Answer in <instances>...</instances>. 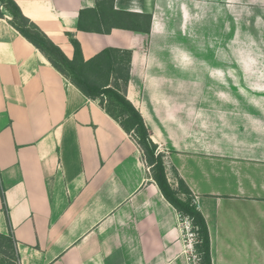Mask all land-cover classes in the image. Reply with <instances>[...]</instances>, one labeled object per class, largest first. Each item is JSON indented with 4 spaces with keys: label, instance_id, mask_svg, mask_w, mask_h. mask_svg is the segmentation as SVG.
<instances>
[{
    "label": "crops",
    "instance_id": "1",
    "mask_svg": "<svg viewBox=\"0 0 264 264\" xmlns=\"http://www.w3.org/2000/svg\"><path fill=\"white\" fill-rule=\"evenodd\" d=\"M13 1L68 59L71 37L84 61L105 48L131 52L125 97L165 155L168 183L178 190L183 181L205 219L211 263L264 264V107L236 105L234 84L196 89L192 63L180 64L181 81L159 70L162 35L173 30L163 20L194 19L199 5L206 16L220 0ZM120 12L139 31L105 33ZM8 20L0 19V234H11L18 264H189L187 218L163 198L134 138ZM208 72L207 83L225 84Z\"/></svg>",
    "mask_w": 264,
    "mask_h": 264
},
{
    "label": "trees",
    "instance_id": "2",
    "mask_svg": "<svg viewBox=\"0 0 264 264\" xmlns=\"http://www.w3.org/2000/svg\"><path fill=\"white\" fill-rule=\"evenodd\" d=\"M0 2L3 6L5 5V11L10 17L8 23L37 48L50 64L81 93L89 99L98 100L101 108L120 125L126 134L134 138L149 167L151 178L163 198L181 216L189 220L195 234L193 248L199 264H212L207 224L202 214L193 205L191 192L181 180L178 182V190L170 186L165 174L163 155L156 154L157 146L151 141L142 116L125 97L129 81L131 52L105 48L92 59L84 61L79 44L71 37L70 42L73 45L74 54L72 59H68L59 47L22 14L13 0H1ZM129 16L128 13H113L112 18L107 20L108 26L104 32L108 33L111 28L115 27L139 31V25L129 20ZM3 18V14H0V19ZM97 31L103 33L100 28H97ZM1 198L4 202L3 192H1ZM4 249L7 251V256L9 253L18 259L15 243L10 233L0 234L1 255H5L2 252ZM6 264H15V262L11 261Z\"/></svg>",
    "mask_w": 264,
    "mask_h": 264
},
{
    "label": "rangeland",
    "instance_id": "3",
    "mask_svg": "<svg viewBox=\"0 0 264 264\" xmlns=\"http://www.w3.org/2000/svg\"><path fill=\"white\" fill-rule=\"evenodd\" d=\"M4 6L0 2V14L5 18L8 15ZM197 11L198 17L184 23L179 19L163 20L166 28L173 30L166 31L160 41L157 58L161 75L176 76L181 81L185 69L180 64L189 62L198 76L196 89H203L205 84V91H233L235 86L241 91L240 99H231L236 105L264 107V0L211 1L206 16L201 15L200 5ZM175 63L177 67L172 66ZM208 68L211 76H225V84L215 80L207 83L202 76ZM156 154H162L158 148ZM2 252L5 255L0 254V264H18L15 256H7L6 249Z\"/></svg>",
    "mask_w": 264,
    "mask_h": 264
},
{
    "label": "built area",
    "instance_id": "4",
    "mask_svg": "<svg viewBox=\"0 0 264 264\" xmlns=\"http://www.w3.org/2000/svg\"><path fill=\"white\" fill-rule=\"evenodd\" d=\"M182 224H183V228L185 229V233H186L185 236H186L187 241L189 242V244L193 243L195 239V234L192 231V227H191L189 220L184 219ZM188 262L189 264H199V259L196 253L194 252L193 248L190 250V255L188 256Z\"/></svg>",
    "mask_w": 264,
    "mask_h": 264
}]
</instances>
